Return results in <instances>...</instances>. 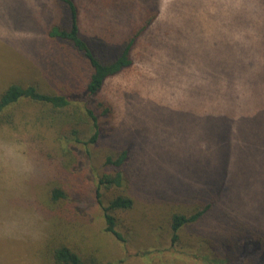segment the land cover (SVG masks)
Returning <instances> with one entry per match:
<instances>
[{
	"label": "rangeland",
	"instance_id": "obj_1",
	"mask_svg": "<svg viewBox=\"0 0 264 264\" xmlns=\"http://www.w3.org/2000/svg\"><path fill=\"white\" fill-rule=\"evenodd\" d=\"M76 3L84 36L107 59L155 18L131 67L99 95L112 113L101 119L93 160L80 147L61 152L72 127L87 129L33 104L15 106L14 124L0 126V264H53L49 242L98 264H264L250 243L231 258L220 252L242 230L264 239V0ZM66 13L57 0H0V92L33 84L84 102L85 61L47 38ZM122 148L134 204L115 214L119 241L104 231L99 204L118 193L102 189L98 198L95 173ZM55 186L66 202L51 203ZM208 204L173 242L171 215Z\"/></svg>",
	"mask_w": 264,
	"mask_h": 264
},
{
	"label": "trees",
	"instance_id": "obj_2",
	"mask_svg": "<svg viewBox=\"0 0 264 264\" xmlns=\"http://www.w3.org/2000/svg\"><path fill=\"white\" fill-rule=\"evenodd\" d=\"M66 10V20L62 25H53L47 31V38L51 41H59L67 44L85 61L88 68L87 82L83 88L85 94L84 102H81L77 96H68L56 92H45L33 84H10L0 92V126H11L15 122V106L27 102L40 108L51 117L65 116L69 124L85 128L89 134L87 136L79 128L72 127L68 133L65 147L61 149L62 154H69L74 149L80 147L79 152L88 155V160H93L90 149H95L103 135L101 119L112 113V107L102 100L99 95L105 85V82L130 68L132 65L131 51L144 31L151 26L154 16L146 19L143 24L130 35L123 44H120L118 50L107 59L100 56L98 50L94 48L84 36L81 28L80 10L76 0H57ZM99 97V98H98ZM81 103V104H79ZM52 121V120H51ZM129 150L122 148L114 153H110L104 158L102 167L108 171L95 173L96 194L100 198V191L114 190L118 194L112 197L105 204L99 199L102 210V217L105 223L104 231L119 241L122 235L118 231V220L116 213L128 212L133 208L134 201L125 194L127 188V178L122 171L128 163ZM49 200L53 204L66 202L67 193L63 187H52L49 192ZM211 204L202 208L197 207L190 213H174L171 215L170 237L173 242L179 240V232L184 228L192 226L203 218L209 211ZM248 238V239H247ZM229 242L232 244L230 245ZM220 247V252L227 258H231L232 253L242 251L244 243H250L262 249L264 256V239L254 230H242L235 238L231 237ZM48 246V247H47ZM46 246L47 257L53 264H98L95 259H86L76 253L66 244H55L49 242ZM251 246V245H250ZM252 246V248H253ZM261 247V249H260ZM255 249V250H256ZM261 256V257H262Z\"/></svg>",
	"mask_w": 264,
	"mask_h": 264
}]
</instances>
